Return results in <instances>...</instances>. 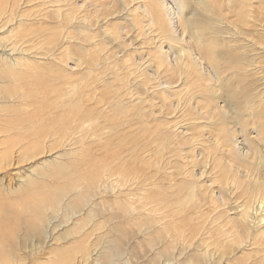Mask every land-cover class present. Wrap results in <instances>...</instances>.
<instances>
[{"label": "rangeland", "instance_id": "374dc122", "mask_svg": "<svg viewBox=\"0 0 264 264\" xmlns=\"http://www.w3.org/2000/svg\"><path fill=\"white\" fill-rule=\"evenodd\" d=\"M3 1L4 0H0V2H2L0 3V9H4L3 12L0 13V22L6 23L7 18H11V21L7 23L9 26L2 33H0V77L5 71H9L7 66H5V63H2L6 61L4 60V57L10 58V56H13L14 58H24L25 52V58L31 60L32 64L37 63L40 65V76L45 74V76L48 75L46 77H49V72H51V75H53V73L68 72L69 76H72L74 83H78L80 86H84L86 82L98 77V75L106 78H109L110 76L112 79L110 80V86L108 85V88L106 87L102 91L104 96L109 97L112 93L109 94L108 92L122 88L120 90H122L124 94H128V96H126V102L129 106L127 110L130 112L134 111V113L137 114L136 118L131 121V125L129 127L128 125L122 127L124 133L127 132L126 134H128L124 142H133L135 144L139 143L141 146L147 142L149 145L147 152L142 154L140 157L143 158V161L146 163L147 172H157L156 178L148 182V185L142 186L140 183L137 184L138 182L129 184L120 183V185L116 182L112 184L113 186L110 185L111 190L109 189L108 191H105L106 188L103 187L93 189L94 193H96V198L92 203L84 208L80 215L77 214L72 216L66 212L63 206L65 207L67 203L63 202L58 212L52 210L51 208H47L45 209V213L42 217L41 215L40 217H34L30 211L31 208L27 207L25 203L33 200L40 201V199H37L39 195H45V193L50 194V191L52 190L51 187L54 182L48 177V171L70 159H75L78 163L80 159H84L83 156L85 153H88L89 150H84L88 148V145L86 148L80 145H77V147L71 145L70 147L67 143H64V140H47L43 144L44 152L42 151L43 153L40 152L42 154H36V157H34V155H30V153L22 154L20 148L17 147L15 149L8 148L7 153H4L6 151V144L1 145L0 229H2L3 241L0 243V254L3 256L6 263L202 264L204 262L203 264H229V262L232 263L236 260L234 261L235 264H241L242 258L240 259V257L244 252L247 254V251H249L250 253L247 255H250L255 253V251H258L259 248L256 246L247 247L244 245V248L241 247L243 243L242 240H244V238H241V240L235 231L231 232V237H228L227 235V238L223 235L224 233H222V237L215 230H213L215 227L213 220H216V217L219 216V218H221V215L218 214L220 210L212 212L214 206L212 208V204L209 202L210 199H207L203 208L199 211L200 213H197L192 208H184L186 209L185 215L183 213H180V216L178 214H172V217L171 211L175 209V205L176 207H179L183 202L182 200L188 197L191 190L190 186L192 185L191 179L194 175H196L201 179L200 186H204V183L207 182L217 181L214 183L216 194L219 197V194L222 192L225 194L224 199L229 201L226 202L231 204L229 209L233 212L228 209V211L232 213L230 214L228 212V215L224 216L223 219L221 218V221L219 222L220 224H225L224 227H227L225 229L227 233L230 229V225H227L226 222V219H229L227 217L230 216V218H236L238 221L242 220L241 204L244 205L245 202V195H243L244 190H242L241 187L236 188L234 185H231L232 180H230V182L228 180L226 194L223 190L225 186L221 188L220 184L223 182L221 177L228 176V174H230L229 170L233 172H231V178L234 176L232 175L234 172H237V174L241 175V177L244 176L243 171H245V166L244 162L239 158L234 159L235 157L233 158L225 153V149L227 147L224 143H232L235 137L237 143L240 144L241 147H245L249 140L246 135H250V133H252L250 139H252V143L254 145L257 146L261 143L258 138H256V127L251 128L250 132L247 133L242 130L243 125H239V122L242 124V122L248 121L249 125L252 126V118L246 116L248 119L245 117L243 121L241 116H239V119L237 120L228 119L224 122V119H222L220 115L215 114V112L219 111L218 109L225 108L224 110L231 113L232 117L237 115H233L235 107L228 99V89L233 90L236 93V96L238 95L237 98L240 99L239 101H243L248 97H254L255 103L257 102V106L261 104L259 102L263 103L264 0H246L245 3H240L238 0V3L234 4H231L230 0H179L181 4L185 6V9L183 10V16L185 19H190L192 15L195 17L197 16V18L210 15V13L206 10L207 8L211 10L214 9L215 13L218 14V16L215 15L216 19H220V17L222 19V22H219L221 24V33L219 37L210 36L207 41V51H202V57L205 58L203 60V64L206 66L205 69H209V72L211 70V77H207L208 75L202 73L204 77H207L204 79L212 78V80L210 79L211 82L205 80L204 82L206 83L209 82L210 84H218V78H216L217 73H215L216 71L210 61H208V52L210 51L212 54L224 58V62L219 65L221 69H224L221 75L223 80L219 83L220 86L213 84L214 88H217L215 95L214 93L212 94L213 91L210 94H199L197 92L192 94V82L195 80L191 77L190 81H187L186 75H184V73L182 75V71L187 69L188 66L190 67L191 63L187 62L186 68H184L185 65L181 64L180 66L182 70L181 68L176 67L177 69L175 68L169 71H167V66L160 65L161 60L160 54H158L157 44L158 46L160 44L165 48V50H168L170 45H173V49H176L174 50L175 52H173L175 55L181 54L180 48L187 50L191 47L198 55L201 52L198 50L195 43H193V40H191L193 38H191L192 35H190V31L184 42H181L177 37L168 38L167 36V38H164L163 30L158 25L150 23L149 13L145 14L147 13L146 10H150V0H68L65 2H59V0H5V3ZM201 1L204 2L201 4ZM15 2L17 5L14 4ZM164 2L166 4V8L171 7L174 10H178V5L175 0H164ZM128 3H130V5ZM18 6L20 8H18ZM68 10H70V12ZM143 10H145V13H143ZM4 13L6 15H4ZM51 13L55 16H50V18L47 17L51 15ZM66 13H71L75 16L74 28L72 25L69 26V24H66L64 27L65 29L60 28L63 26L62 24L65 21L64 18L67 15ZM194 13L196 14L194 15ZM17 15H19L18 18L16 17ZM56 15H60L61 17L58 18ZM91 23L95 25H91ZM148 24L153 26H149ZM217 26L220 27L218 23ZM141 28L145 29L143 33L140 32ZM75 29L76 31L74 32ZM146 31H149V33ZM173 31H176L175 27ZM60 32H62V35L65 33L73 38H70L69 41L65 40L61 44H57V47H55L53 41L56 35ZM125 35L128 36V38H126L127 40L125 39ZM79 36L80 38L89 37V40L91 39L88 41L90 44L88 42L82 43L83 41L79 39ZM7 40H9V42ZM24 41H27V43ZM120 42L121 46L119 45ZM11 45L16 47H14L16 50L13 54H11L13 52V47ZM19 47L21 48L19 49ZM51 50L53 51L51 52ZM89 60L95 64L93 67L94 75L92 74L90 77H85V80L81 81V74H86L87 62H89ZM225 62H229V64ZM136 63L139 65L141 64V70L138 66L136 67ZM231 63L238 66H248L243 73L237 74L234 73L233 70L227 68L231 65ZM76 64L81 65V67L78 66L75 68L74 65ZM96 64L97 67H95ZM149 66H151V68ZM31 68L32 67H30V69H22V71L32 70ZM48 69H51L52 71H48ZM32 71L35 72V70ZM32 71L30 73H32ZM46 71H48V74H46ZM26 73L29 74V72ZM72 74H76V76ZM193 76L196 78V75ZM213 76L214 79L216 78L215 80L213 79ZM158 77H160L161 80H159L160 78ZM162 77L165 78L162 79ZM168 79H170V81ZM163 80L168 81V84L171 86L163 82ZM81 82H83L82 85ZM5 83L0 82V97H4L6 93L17 87L15 82ZM190 83L192 84L189 85ZM152 86L153 88H151ZM196 87L197 85L194 88L196 89ZM8 88L9 91H7ZM145 89L148 91L146 92ZM152 90H155L154 92L156 93V98H153L155 96L153 95L154 92H152ZM92 93H95V91H92ZM100 94V91H98L97 98ZM110 96H113V94ZM260 96L261 98L263 97L262 100L259 98ZM192 99L193 104L191 101ZM41 102L42 100H39V103ZM181 102L185 103V106L183 103V106H181ZM198 103L200 105H198ZM149 105L155 106L154 111H157V114H155L154 117L149 118L148 122L144 123L141 118L142 116L141 114H138V111L140 109L143 111L148 109L149 111ZM7 106H15V108L19 110L22 103L0 102V110L6 108ZM175 108H177V110H175ZM168 109L171 112H169ZM213 114L215 115V118H211ZM207 116L210 118L208 119ZM11 117L12 114L5 115L0 111V127L3 126V124ZM204 117H207V119ZM164 128L166 129L165 131ZM163 133L173 134L170 141L173 142V148H178V155H169L166 153L164 157L165 159L160 161L161 153L159 152V141L156 142V140ZM231 134L235 135L232 136ZM117 137L118 135L112 138H104V140L99 144L102 146V144L107 141V144H110L112 148H114V146L118 143L116 141ZM191 138L193 141H196L193 142ZM227 139H229L230 142L229 140L227 141ZM0 140H5L7 142L10 138L0 137ZM88 141L89 140H87V142ZM181 143L182 145H180ZM216 144L220 145L216 148ZM50 148H55V150H50ZM157 152H159V159L156 156ZM193 152H195V155ZM211 153L216 156H212ZM99 154L100 153H94V156H98ZM104 154H106L105 151ZM179 154L182 156H179ZM10 157H12V160ZM132 157L133 154L131 153L128 156V159H132ZM23 159L24 161L18 162ZM189 160L191 161L189 162ZM155 162H157V164ZM179 167L183 168L185 172L180 173L178 170ZM230 167L231 169H229ZM219 177L220 181L218 182ZM33 180L37 181L38 186L45 187L42 190L40 188L34 189V191L32 190L33 193H26L28 185ZM235 180L238 181L240 179L235 178ZM61 184L63 183L61 182ZM127 191H131L135 196H132L129 199L123 194L121 196V192L123 193ZM197 191L198 189L195 190V195L197 193V196L200 192L201 194L202 192L205 193L204 189L200 190L199 188V193ZM143 192H147L149 196L151 194L153 195V193L156 195L159 194L162 197H169L168 199L170 201L179 200L181 203L176 201L179 204L177 205L172 201L169 204L171 207L173 205V207L171 208L170 205L167 204V210L163 209L164 211H159L161 214L158 212H151L153 208L152 206L143 210V208L141 209V200L137 198L140 194H143ZM85 196L86 200L82 204L86 203V201L90 198L88 194H85ZM208 196L210 197L211 194H208ZM26 197H28V199L24 201V198ZM159 197L155 198L158 202L160 201ZM115 203L116 206L114 208L110 206L112 204V206H114ZM119 203H123V205L126 206L123 207L127 210V213L128 211H130V213L127 214L121 209L119 210L117 208ZM209 203L211 206H208L210 205ZM109 207L112 210H109ZM163 208H165L164 205ZM208 208L211 210V213ZM79 210H81V208ZM114 211L115 214L113 213ZM187 214L189 216H187ZM199 215L203 218L205 217L204 219H207V221L204 220L206 223L202 222L203 218H201V216L199 217ZM44 217L45 221H42V218ZM188 217H191L192 219L189 220L190 218ZM213 217H215V219ZM239 217L241 218L240 220ZM257 227L258 226H256L253 230L255 231L254 234L258 232L256 233L258 235L260 233L259 230L263 226L256 229ZM179 228L180 232L178 231ZM192 229H196L193 230L196 232H193ZM211 229L212 232H210ZM177 234H181L182 236L184 234L185 235L183 238H176L175 236ZM186 236H190L189 240ZM184 237H186V239ZM233 237L237 242H235L237 245L234 242H231L230 239L233 240ZM217 240L223 243L227 242L226 240H228V242L230 241L231 244L233 243L235 245L233 246L232 244V248L234 250L238 249V251L232 253L230 256L229 243L227 242L228 246L225 245V247L228 248L227 250L226 248L223 249L220 246L221 244H218V246L214 245ZM116 241L119 244L120 252H114L112 250V242ZM180 241L183 242L180 243ZM238 244H241L239 248ZM216 250L218 253H215ZM222 251H224V254H226L225 252H229L226 254L227 257L226 255L223 257ZM216 254H221L222 258L218 255L216 256ZM236 255L238 257L240 255L241 256L238 258ZM232 257L236 258L233 260ZM259 257L258 259H261V256ZM253 259L254 257H252V260H250L248 264H252L254 261Z\"/></svg>", "mask_w": 264, "mask_h": 264}, {"label": "bare ground", "instance_id": "6f19581e", "mask_svg": "<svg viewBox=\"0 0 264 264\" xmlns=\"http://www.w3.org/2000/svg\"><path fill=\"white\" fill-rule=\"evenodd\" d=\"M65 1H68V0H59V2H65ZM239 1H240V3H245L246 0H239ZM3 2L5 3V0ZM16 2L14 4H16ZM175 2L178 5V10H174L171 7L166 8V4H165L164 0H160V1L159 0H150V10H146L147 13H145V10H143V13H145V14L149 13L150 23L158 25L163 30L164 38H167V36H168V38L169 37H172V38L177 37L180 39L181 42H184L185 38L189 35V31H190L191 32L190 35H192L191 38H193L191 40H193V43H195V45L198 47V50L201 53H199V55H198L196 52L193 51V49L191 47H189V49H187V50H185L184 48H180L181 54L175 55V53H173V52H175L174 50H176V49H173V45H170L169 49L165 50L164 47H162L160 44L158 46V44H157L158 54H160V60H161L160 65L167 66L168 70L167 69L166 70L169 71L171 69L172 70L175 69L176 67L181 68V66H180L181 64L185 65L184 68H186V66H187L186 63L187 62L191 63L190 67L188 66L187 69H184L182 71V75H183V73H184V75H186L187 78L186 77L185 78L187 79V81H190L191 77H192V79L195 80L192 82L193 83V87H192L193 93L192 94H194V92H197L199 94H201V93H209L210 94L213 91L212 94L214 93V95H215L217 88L216 89L214 88V86H213L214 83L212 82L213 84H210L208 82L209 83L208 84V83L204 82L205 80L211 82L212 78H210L211 80L209 78H208L209 80L204 79L207 77H211L210 76L211 70L209 72V69H207V70L205 69L206 66H204V64H203V60L205 58L202 57V51H207L206 50L207 41H208L210 36L219 37V35L221 33V30H220L221 24L219 22H222V19H221V17H220V19H216L215 15L218 16V14L215 13L214 9L211 10L209 8H207L206 10L210 13L211 16L208 15V16L197 18V16L195 17L192 15V17L190 19H185L183 16V10L185 9V6L183 4H181V2L179 0H175ZM203 2L204 1H201V4ZM230 2H231V4H234V3H238V0H230ZM0 3H2V2H0ZM128 4L130 5V3H128ZM18 8H20V7L18 6ZM3 10L4 9H0V13H2ZM127 10H128V8H127ZM18 11H20V10H18ZM68 11L70 12V10H68ZM163 11H164V13H163ZM8 12H9V10H8ZM198 12H200V11H198ZM129 13H130V11H129ZM12 14H10V15H12ZM66 14L67 15L65 16V18L62 16L65 21L62 24L63 26L61 25L62 27H60V28L63 29L66 26V24H69V26L72 25V27L74 28L75 16L72 15L71 13H66ZM195 14L196 13H194V15ZM4 15H6V14L4 13ZM204 15H205V13H204ZM50 16L52 17L55 15L54 14L52 15V13H51V15H49L47 17L50 18ZM56 16L58 18L61 17L60 15H56ZM151 16H153V17H151ZM16 17L18 18L19 15H17ZM6 20H7L6 23L0 22V33H2L9 26L7 23L9 21H11V18H7ZM80 22H82V21H80ZM217 23L219 24L220 27L217 26ZM143 24H144V22H143ZM91 25H95V24L91 23ZM75 26H77V25H75ZM149 26H153V25H149ZM174 27L176 29L175 32L173 31ZM144 30H145L144 28H141L140 32L143 33ZM75 31H76V29L74 30V32ZM23 32H25V31H23ZM147 33H149V31ZM34 35H36V34H34ZM221 36H223V35H221ZM17 38H19V37H17ZM70 38H73V37L68 36L65 33L62 35V32H60L56 35L54 41L53 40L52 41H53L54 46L57 47V44L59 45L65 40L69 41ZM126 38H128V36L125 35V39ZM79 39L83 41L82 43H84V42L86 43V42L91 40V39L89 40V37L88 38H86V37L80 38V36H79ZM7 41L9 42V40H7ZM27 41H29V40H27ZM27 41L26 42L24 41V42L27 43ZM71 42H72V40H71ZM7 43H5V44H7ZM122 44H123V42H122ZM119 45L121 46V42L119 43ZM14 47L12 48L13 52L11 54L15 53L16 47L15 48ZM21 47H19V49ZM73 47H74V45H73ZM6 48H7V46H6ZM5 51H6V49H5ZM52 51L53 50H51V52ZM22 53H23V51H22ZM46 53H47V51H46ZM208 53H209V56H208L209 60L208 61H210V63L213 65V67L216 71L215 73H217L216 78H218V84L217 83L216 84L218 86L219 83H221L223 80L221 75H222V71L224 69H221L219 65L222 62H224V58L218 57V56L212 54L210 51ZM7 54H8V52H7ZM25 56H26V52H25ZM25 56H24V58L23 57L17 58L16 56H15L16 58H14L13 56L12 57L10 56V58L4 57L5 59L4 58L3 59L6 61L2 62V63H5V66H7V69L9 71L4 72V74L0 77V82H4V83L5 82H10V83L15 82L17 84V87L12 89V91L6 93L4 95V97H0V102H4V103H6V102H21L22 103V106L19 110H17L15 108V106H7L6 108L0 110L5 115H11L12 114V117L6 123H4L3 126L0 127V137L10 138V140L7 142L5 140H0V146L6 144V151L4 153H7L8 148L15 149L17 147V148H20V151L22 154L30 153V155H34V157H36L37 156L36 154H42L44 152V147H43L44 142H46L47 140H52V139L64 140V143H67V145L70 147H71V145L76 146V147H77V145H80V146H84L86 148L88 145V148L84 149V150L85 151L89 150L88 153H85V155L83 156L84 159L83 158L80 159L78 161V163L75 161V159H70V160H67L66 162L58 165L54 169H51L48 171V174H47L48 177L54 182V184L51 187L52 190L50 191V194L45 193V195H39L37 197V199H40V201L33 200V201H28L25 203L27 205V207L31 208L30 211L34 215V217L35 216L40 217V215L42 217L43 214L45 213V209H47V208L48 209L51 208L52 210L58 212L60 210L61 204L63 202L67 203L65 207L63 206V208L65 209L66 212H68L72 216L77 215V214L80 215L82 213V211L84 210V208L87 207L90 203H92L93 200L96 198V193H94L93 189H95L97 187H98V189L102 188V187L106 188L105 191H108L110 189V185H112L116 182L119 184L120 183L129 184V183L138 182L137 184L140 183V185L144 186V185H148L149 184L148 182H150L156 178L157 172H147L148 170H146V163L143 161L144 159L140 157V156H142V154H145L147 152V149L149 147L148 143L146 142V143H144L143 146H141V144H139V143L135 144L133 142L132 143H128V142L125 143L124 142L125 138L128 136V134H126L127 132L124 133L122 127L127 126V125L129 127L131 125V121H133L136 118L137 114H135L134 111L130 112L127 110V108L129 106L127 105L128 103L126 102V96H128V94H124L123 91L120 90L122 88H120L118 90H112V92H108L109 94L112 93L113 96H110L112 94H110L109 97L104 96V93H102V91L104 88H106V87L108 88V85L110 86V80H112L110 76H109V78H106V77H101L98 75V77H95L91 81H88L89 80V78H88V80H87L88 82H86V84H84V86H80L78 83H74L72 76L70 77L68 72H65V73H53L52 72L53 75H51V72H49L50 73L49 77H46L48 75L45 76L44 73H41L44 75L40 76V73H39V71L41 70L40 65H38L37 63L32 64L31 60L25 58ZM46 56H48V55H46ZM96 63H97V61H96ZM225 63L229 64V62H225ZM143 64H145V63H143ZM94 65L95 64L93 62H90V60H89V62H87V68H86L87 72H86V74H81V81L85 80V77H90L93 74ZM78 66L81 67V65H79V64L74 65L75 68ZM137 66L139 67V69L141 68V64L139 65L136 63V67ZM247 66L248 65L238 66L234 63H231V65L227 68H229L230 70H233L234 73L239 74V73H243L246 70ZM30 67H32L31 69L35 70L36 73L32 70L22 71V69H27V68L30 69ZM95 67H97V64ZM149 67L151 68V66H149ZM39 68H40V70H39ZM36 70L38 71V73ZM181 70H182V68H181ZM31 71H32V73H30ZM48 71H52V70L48 69ZM48 71H46L47 72L46 74H48ZM26 72H29V74ZM33 72H34V74H33ZM202 73H204L208 76L204 77V75ZM154 74H156V73H154ZM180 74H179V77H180ZM72 75L76 76V74H72ZM193 75H196V78ZM158 78H160V77H158ZM164 78L162 77V79H164ZM213 79H214V76H213ZM159 80H161V78ZM168 80L170 81V79H168ZM163 82H165L167 84L169 83L166 80H163ZM171 82H174V81H171ZM192 83H190L189 85H191ZM82 84H83V82H81V85ZM154 84H156V83H154ZM216 84H214V85H216ZM168 85H170V84H168ZM196 85H197V87L195 89L194 87ZM149 87H150V85H149ZM151 88H153V86ZM169 90H170V87H169ZM171 90H173V89H171ZM7 91H9V88ZM92 91H95V93H92ZM98 91H100L101 94L97 98ZM145 91L147 92L148 90L145 89ZM154 91L155 90H152V92H154ZM153 95L155 96L156 93L154 92ZM227 95H228L229 101L235 107L234 108L235 112L233 115H236V114L237 115L232 117L231 113L224 110L225 108L218 109L219 111H216L215 114L220 115L222 117V119H224V122H225V120H228V119L237 120V119H239V116H241V119H243V121H244V118L246 116L252 118V126L249 125L248 121L247 122L244 121V122H242V124H241V122H239L240 123L239 125L240 126L243 125L242 130H244L247 133L250 132L251 128L256 127V129H255L256 134H257L256 138H258L259 142L261 143L260 145L258 144L259 146L258 145L256 146L252 143V139H250V137L252 136V133H250V135H246V137L248 136L249 140H248L247 145L244 142L246 145L245 147H241L240 144L237 143L235 137H234L232 143L230 142L229 139H227V141L229 140L230 143H227V142L224 143V145L227 147L225 149V153L227 155L233 157V158L235 157L234 159L239 158L241 161L244 162V166H245L244 167L245 171H243L244 176L241 177V175L237 174V172L236 173L234 172V174H232L234 176L231 178L230 175H231L232 171L229 170L230 174H228V176H222L221 179L223 180V182H221V184H220L221 188L223 186H225V188L223 189L225 193H226V189L228 186L227 185L228 180H229V182H230V180H232L233 184L231 183V185H234L236 188L241 187L242 190H244L243 195H245V202H244V205L241 204L242 210L240 208V210L242 212V217H241L242 220L238 221L236 218H230V216L227 217V218H229V219H226L227 225H230V229L232 228L231 231L229 229V231H228L229 234H228L225 231V229L227 228V227L226 228L224 227L225 224L223 225L222 223L220 224L219 222L221 221V218L223 219L224 216L228 215V212H229L228 209L230 208L229 206H231V204L228 203L229 202L228 200L224 199L225 194H223L221 192L222 194L220 193L219 197L216 194V191L214 189V183H216L217 181L216 182H207V183H204V186H200L201 179L199 177H197L196 175H194L193 178L191 179L192 185L190 184L191 185L190 186V188H191L190 193H189V195L186 193L188 195V197L184 200L181 199L183 201L182 203L178 200L181 203V205L179 207L178 206L176 207V205H175V209L173 211H171V215L172 214H178L179 215L180 213H183L185 215V210L187 208H190V209L192 208L197 213H200L199 211L203 208V205L206 203L207 199L208 200L210 199L209 202H211L212 208L214 206V209L212 212H217L220 210V212H218V214L221 215V218H219L220 217L219 216V217H216V220L212 219L214 221V224H215V227L213 230H215L222 237H223V235L226 237L228 235V237H229L231 232L235 231L239 235L240 239L244 238V240L241 239L243 241L241 247H243L245 245L247 247L256 246L259 248L258 251H255V253H253V254L247 255L248 253H250L249 251H247L248 252L247 254H245L246 252H244L242 256L240 255L241 256V257L239 256L240 259L242 258L241 264H245V263L248 264V262L250 260H252V257H254V259H253L254 261L252 262V264H264V100H262L263 97L261 98V96H260L259 98H261L263 103L259 102L262 105L259 104L260 106L259 105L257 106L256 105L257 102L255 103L254 97L253 98L248 97V98L244 99L243 101H239L240 99L237 98L238 95L236 96V93L233 90H229V89H228ZM201 96H203V95H201ZM246 96H247V94H246ZM216 97H217V95H216ZM153 98H156V96ZM259 98H258V100H259ZM165 99H167V98H165ZM39 100H42V102L39 103ZM145 100H147V99H145ZM142 101H143V99H142ZM191 101L193 104V99ZM182 103L183 102H181V106H183ZM183 104L185 106V103H183ZM198 105H200V104L198 103ZM217 106H219V105H217ZM142 107H143V105H142ZM154 107L155 106H153V105L150 106L149 111H151V112H149L148 109L145 111L140 109L138 111V114H141V116H142L141 118H142L144 123L148 122L149 118H152L155 116V114H157V111H154V109H155ZM164 107H165V105H164ZM196 107H197V105H196ZM177 108H175V110H177ZM207 108H210V107H207ZM200 110H201V108H200ZM169 112H171V111L169 110ZM202 112H205V111H202ZM165 113H167V112H165ZM176 113H177V111H176ZM169 114H171V113H169ZM204 116H205V114H204ZM207 117H208V119L210 118L209 116H207ZM207 117H204V118L207 119ZM247 117H246V119H248ZM211 118H215V115L213 114ZM165 130L166 129L164 128V131ZM232 133H233V131H232ZM235 134H231V135L233 136ZM117 135H118V137H117V139L116 138L115 139L118 143L114 146V148H112V146L110 144H107V141H105L104 144H102L103 147L99 144L100 142H102L104 140V138H112V137H116ZM171 136H173V134L163 133L156 140V142L159 141L158 142L159 152L161 153V160L160 161L165 159L164 157H165L166 153L169 155H172V154L178 155V148H173L174 147L173 142L170 141ZM160 139H161V141H160ZM87 140H89V141L87 142ZM191 140L193 141L192 138H191ZM194 141H196V140H194ZM220 144H216L215 147L217 148ZM180 145H182V143ZM191 146H192V144H191ZM101 147H102V150H101ZM50 150H55V148H50ZM189 150H190V148H189ZM104 151L106 152V154H104ZM40 152H42V153H40ZM159 152L156 153L157 155L155 154L158 159H159ZM94 153H100V154L98 156H94ZM131 153L133 154V157H132V159H128V156ZM193 153L195 155V152H193ZM180 155L181 154H179V156ZM191 155H192V153H191ZM211 155L214 157L216 156V155H213L212 153H211ZM11 158L12 157H10V159ZM20 161L22 162V161H24V159L19 160L18 162H20ZM160 161H157V162H160ZM190 161L191 160H189V162ZM157 162H155V163L157 164ZM219 164H220V162H219ZM219 164H218V166H219ZM159 168H161V167H159ZM237 168H239V167H237ZM229 169H231V167ZM178 170L180 173L185 172L184 169L181 167H179ZM239 173H241V172H239ZM235 178L240 179V180H238L239 182L237 180H235ZM218 179H216V180H218V182H219L220 177ZM61 182L63 184H61ZM44 187L45 186H38L37 181L33 180L28 185L26 193H33L32 190L34 191V189H38V188H40L42 190ZM128 187H129V185H128ZM199 188H200V190L204 189L205 193H203V192H202V194H201V192L199 193ZM196 189H198V191H197L199 193L198 196H197V193L195 195ZM184 190H186V189H184ZM163 191H164V189H163ZM85 194H88L90 196V198L86 201V203L82 204L86 200L87 195L85 196ZM122 194L124 196H126L128 199L131 198L132 196H135L131 191H127V192H123V193L121 192V196H122ZM208 194L209 195L211 194V196L209 197ZM26 195H28V194H26ZM159 196H160L159 194L156 195L154 193H153V195L151 194L149 196V194H147V192H143V194H140L139 197H141V198H139V197H137V198L141 200L140 201L141 205H142L141 209L143 208V210H144L145 208L152 206L153 207L152 210L150 209L151 212L160 213L159 211L166 209V207H168L167 204H169L173 201V200L170 201L168 199L169 197H165V196L159 197ZM158 197L160 200L159 202L155 199ZM27 199H28V197L24 198V201H26ZM122 200H123V198H122ZM176 201L174 200L173 202H175V204L179 205L177 203L178 201L177 202ZM226 201H228V202H226ZM126 204H127V202H126ZM211 204L208 206H211ZM112 205H110V206L114 208L116 206V203L114 206H112ZM159 205H161V206H159ZM163 205L165 208H163ZM123 206H125V205H123V203H119V206L117 205V208L119 210L121 209L122 211H124V213H127V210H125V208ZM170 207H171V205H170ZM172 207H173V205H172ZM80 208H81V210H79ZM117 208H115V209H117ZM184 208H186V209H184ZM234 209H236V208H234ZM109 210H112V209L110 208ZM150 210H148V211H150ZM209 210H208V212H209ZM115 211L113 212L114 214H115ZM191 211H193V210H191ZM230 211H232V210H230ZM205 212H207V211H205ZM128 213H130V211H128ZM192 213H195V212H192ZM210 213H211V210H210ZM210 213H208V214H210ZM162 215H164V214H162ZM190 215H192V214H190ZM187 216H189V215L187 214ZM200 216L201 215H199V217ZM214 216H215V214H214ZM172 217H173V215H172ZM234 217H236V216H234ZM181 218H182V216H181ZM188 218H190L189 220L192 219L191 217H188ZM201 218H203V217L201 216ZM204 218H203L202 222H204V220L207 221V219H204ZM213 218L215 219V217H213ZM241 218L239 217V220ZM112 219H113V217H112ZM184 220H185V218H184ZM42 221H45V217L42 218ZM198 223H201V222H198ZM204 223H206V222H204ZM30 225H33V224H30ZM207 226H209V225H207ZM256 226H258L260 228L263 226L259 230L260 233L258 235L256 234L258 232H256L254 234L255 231L253 230ZM258 227L256 229H258ZM188 229H191V228H188ZM193 230H196V229H192V231ZM178 231L180 232V228L178 229ZM188 231H191V230H188ZM174 232H176V231H174ZM182 232H184V231H182ZM186 232H187V230H186ZM193 232H196V231H193ZM210 232H212V229ZM222 233H224V234L222 235ZM190 235H191V233H190ZM208 235H209V233H208ZM210 235H211V233H210ZM183 236L181 234H177L175 237L176 238H183ZM186 237H188V236H186ZM186 237H184V238L186 239ZM189 237H188V240H189ZM236 237H237V235H236ZM219 240H217L214 245L218 246V244H221L220 246L223 249L226 248L225 245L228 246L227 245L228 240H226L227 242H225V243L220 242ZM230 240H231V242H234V243L236 242L234 237H233V240L232 239H230ZM2 241H3L2 229H0V243H2ZM213 241H211V242H213ZM182 242L180 241V243H182ZM231 242L230 241L228 242L229 246H230L229 247L230 256L232 253H235L236 251H238V249L234 250L232 248L231 245L233 243L231 244ZM112 243H113L112 244V250L114 252H120V247H119L118 242L116 241V242H112ZM240 245L241 244H238V248L240 247ZM233 246H235V245L233 244ZM226 249L228 250V248H226ZM224 251H222L223 257H225V255L227 253H229V252H225L226 254H224ZM251 252H252V250H251ZM215 253H218L217 250ZM244 254H245V256H244ZM217 255L221 257V254L220 255L216 254V256ZM258 255L261 256V259H258V257H259ZM211 256H212V254H211ZM230 256H228V257H230ZM226 257H227V255H226ZM235 258L236 257H234L233 260ZM223 260H224V258H223ZM212 261H214V260H212ZM219 261H221V260H219ZM234 261H236V260H234ZM234 261L233 262L231 261V262L233 264H235ZM232 263L229 262V264H232ZM0 264H8L3 259V256H1V254H0Z\"/></svg>", "mask_w": 264, "mask_h": 264}]
</instances>
